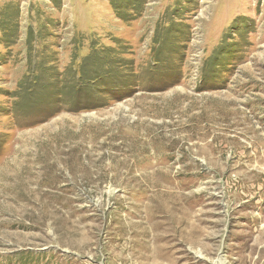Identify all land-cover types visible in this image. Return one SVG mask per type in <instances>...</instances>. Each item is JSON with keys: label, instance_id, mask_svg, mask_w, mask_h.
I'll return each instance as SVG.
<instances>
[{"label": "rangeland", "instance_id": "1", "mask_svg": "<svg viewBox=\"0 0 264 264\" xmlns=\"http://www.w3.org/2000/svg\"><path fill=\"white\" fill-rule=\"evenodd\" d=\"M0 264H264V0H0Z\"/></svg>", "mask_w": 264, "mask_h": 264}, {"label": "bare ground", "instance_id": "2", "mask_svg": "<svg viewBox=\"0 0 264 264\" xmlns=\"http://www.w3.org/2000/svg\"><path fill=\"white\" fill-rule=\"evenodd\" d=\"M221 262V261H220Z\"/></svg>", "mask_w": 264, "mask_h": 264}]
</instances>
